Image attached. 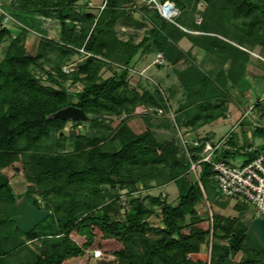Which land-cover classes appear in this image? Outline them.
Masks as SVG:
<instances>
[{"label":"trees","instance_id":"16d2710c","mask_svg":"<svg viewBox=\"0 0 264 264\" xmlns=\"http://www.w3.org/2000/svg\"><path fill=\"white\" fill-rule=\"evenodd\" d=\"M166 1L178 9L169 18L156 6ZM198 2L204 8L198 9ZM86 4L10 0L0 5V173L7 177L0 186V264L81 259L92 249L97 231L101 256L94 264H197L190 252L200 244L209 249L204 264L264 260V247L254 233L246 232L254 214L241 220L197 210L200 202L224 206L222 199L230 198L221 196L210 163H199L198 178L190 170L202 144L185 149L178 137L182 130L202 142L215 140L213 133L198 136L196 130L226 117L229 103L236 101L231 89L243 102L252 97L258 106L264 102V0H155L150 1L152 8L144 0H104L96 13L87 11ZM133 10L140 11V21L132 17ZM45 19L57 22L52 37L42 26ZM120 19L125 25L147 26L138 41L132 35L118 36ZM29 38L32 50L26 46ZM182 38L191 43L189 49L178 44ZM192 48L218 66L204 67ZM157 52L177 80L179 97L171 117L158 115V110H171L173 88L165 97L157 86H138L139 91L126 78L138 60ZM73 53L82 60L66 71L63 65ZM108 64L118 65V71L102 78L100 70ZM165 64L156 66L164 69ZM77 83L81 87L72 89ZM68 105L82 109L88 119L52 116ZM139 106L147 123L142 131L129 121ZM105 117L119 121L112 127ZM246 118L238 123L241 131L261 142L254 148L246 142L236 145L230 130L220 137H225L224 145L215 160L246 163L264 152V126ZM67 123H89L90 129L65 133ZM159 129L169 131L167 138ZM19 174L26 181L22 195L11 184ZM168 183L177 187L174 203L159 196L150 195L147 202L135 197L119 216V190L127 196ZM22 198L49 212L27 233L14 229L12 220L18 214L14 205ZM242 205L236 201L235 207L241 210ZM153 214L160 225L148 221ZM76 236L84 242L78 243ZM111 241L117 243L114 248ZM239 252L243 255L234 261Z\"/></svg>","mask_w":264,"mask_h":264},{"label":"rangeland","instance_id":"374dc122","mask_svg":"<svg viewBox=\"0 0 264 264\" xmlns=\"http://www.w3.org/2000/svg\"><path fill=\"white\" fill-rule=\"evenodd\" d=\"M103 1L104 0H87L86 10L96 13L98 8L102 6ZM9 2L10 0H0V5L8 4ZM144 4L147 5L149 8L153 7V5L150 4L148 0H144ZM204 6L205 5L202 2L201 3L198 2V5H197L198 9H202L204 8ZM172 11H173L172 15H176L178 13V9L176 7H174ZM0 13H1V8H0ZM131 15L133 18L138 19L139 21L142 19L141 13L138 10L131 11ZM194 19H195V22L198 23L201 20V17L196 14ZM42 26L46 29L48 37H52L55 34L57 27H58L57 22L54 19L43 20ZM146 27L147 26L144 24L141 26H135L133 24L125 25L122 19H120L115 25V29L119 37L126 39L128 36L132 35L134 41H138L141 38V36L144 34ZM178 44L184 50H187L188 48L191 47V43L186 38H182L181 40H179ZM26 46L28 49H31V50L33 49L32 48L33 47L32 38L27 39ZM201 52H202L201 50L193 48V53L196 57V60L199 61L204 67L214 68L218 66V64H216L215 62L213 63V61H211V58L209 57H205L204 59H201L200 57ZM50 55H54V53H51ZM154 59H155V55L148 54L142 59L138 60L135 63V67H133L132 70L126 76L128 80V84L130 87L137 88L139 91H141L140 88L142 87H150L154 85V86H157L162 91L165 97L166 96L168 97V94H169L168 89L173 88L172 91L173 90L174 92L177 91L176 77L171 73V69H172L171 65H168L165 62V59L162 62L163 64L166 63L164 69H159L156 66V63L154 62ZM80 60H82V56L79 54L73 53L69 56V59L67 60V62H65V64L63 65V68H65L67 71L69 70V68H75L76 63ZM118 68L119 67L116 64L105 65L100 70V76L102 78L109 77L113 75L114 73H116L118 71ZM34 70L38 74H43V72L39 69H34ZM167 73H169V76H167ZM43 76H45V74H43ZM138 86L140 88H138ZM80 87H81V84L79 83L71 86L72 89L73 88L78 89ZM231 94L234 96L236 101L229 103L228 110H227L228 117H226L227 119H223V120L219 119L218 121H215L213 123L206 125L205 128L198 130L197 135L204 136L207 134V131L212 130L215 139H218L221 136H223L225 133H227L228 131L233 130L236 135L235 137L236 145H242L246 142L248 145L251 144L252 147L254 148L261 142V140L257 137H251L249 132L246 130L245 126L244 128L246 131L243 133L241 131V126H240L241 124H238V123L244 111L246 109L248 110V107L252 105V108L250 109V113H248V116H247L248 118H246L247 119L246 122L264 126V102L262 100V104L258 106L256 105V100L252 99L253 97L250 98L251 100L243 102L242 98H240L241 96H239L238 92H236L234 89H231ZM246 94L248 95V97H250L249 96L250 93L245 92V95ZM178 97H179V92H175L173 94V97L169 101L171 105V110L166 113L162 111H158V115H164V117H171L174 111V108L176 107L175 100H177ZM239 103L241 105H239ZM142 114H143L142 107L139 106L135 109L134 113L131 115V118L129 119L130 124L134 127L136 131H142L146 127L147 123L145 122L144 117H142ZM105 119L106 120L111 119L110 122H111L112 127L115 126L117 122L119 121V118H116V117H112V118L105 117ZM89 129H90L89 123H82L79 125H72L70 123H67L64 128V132L65 133H71V132L84 133ZM160 132L165 133L164 139L167 138V135L169 133L168 130L159 129V133ZM239 160H242V159H239ZM237 162H240V161L237 160ZM7 174L12 177V174H13L12 169L11 170L9 169L7 171ZM11 183L16 193L22 195L24 188L26 186V181L23 175L19 174L17 176H14L11 179ZM125 193H126V190L118 191V194H119L118 199L120 201L119 204L121 206L119 216L121 218L123 217L124 211L130 208L129 200L131 198L139 197L143 202H147L148 196L151 195V196H159L160 198L165 199L166 201L170 203H174L178 195L177 187L174 183H168L163 186L153 187L149 190H138L132 195L126 196ZM37 201L40 203L41 198L37 197ZM222 201L225 203L224 206L211 204V211L217 212L223 216H227L230 218H240L241 220L251 218L254 214V210L252 206L247 203H243L242 209L238 210L235 207V204H236L235 200L222 199ZM197 210L200 213H202L206 210V206L203 205L202 202H200L197 206ZM148 221L152 225L161 224L160 217L154 214L149 217ZM100 236H101V233L97 231L95 242L92 245L93 247L99 248L98 243L100 240ZM75 239L80 244L84 242L83 237L76 236ZM116 244H117L116 242L111 241L112 247L110 248H114ZM208 251L209 249L206 244H200L198 247L193 248L191 250L190 256L197 264H204L205 260H207L208 258V253H209ZM242 255H243V252H239L235 256H233L232 259L234 261H238ZM95 261H96V258L92 257L91 252L88 250L86 251V255L83 258L73 259L65 264H94Z\"/></svg>","mask_w":264,"mask_h":264},{"label":"built area","instance_id":"2783aa9c","mask_svg":"<svg viewBox=\"0 0 264 264\" xmlns=\"http://www.w3.org/2000/svg\"><path fill=\"white\" fill-rule=\"evenodd\" d=\"M148 1L155 2V0ZM163 4H156L162 16L163 11L161 7ZM173 8L174 6L172 9ZM171 15L172 14H169V17ZM163 61V54L157 52L155 54L154 62L162 63ZM63 69L66 70L65 68ZM131 70L132 68L129 69V71ZM251 108L252 105L248 107V110L246 109L244 111L241 117L248 116ZM158 111L161 110L159 109ZM178 137L185 149L187 145L197 147L202 144L200 158L196 161H190V170L197 178L199 175V163H210V170L221 196L233 199L237 202L247 203L252 206L255 216L264 217V152L259 153L256 157L246 163L241 161H227L224 158L215 160V152L224 145L225 137L215 140H204L202 142L199 137H195L192 133L184 134L182 130H178ZM225 148H230V146L225 145ZM250 149L251 148H248L247 151ZM206 208L211 213L210 203H206ZM90 252L92 257L96 259L101 256V250L98 247H93Z\"/></svg>","mask_w":264,"mask_h":264},{"label":"water","instance_id":"95a60500","mask_svg":"<svg viewBox=\"0 0 264 264\" xmlns=\"http://www.w3.org/2000/svg\"><path fill=\"white\" fill-rule=\"evenodd\" d=\"M173 4L171 2H165L161 9L163 11V16L169 18L166 14V8L172 9ZM54 117H60L64 120L77 121V120H87L88 116L84 111L73 105L65 106L61 109L52 113ZM7 182V177L0 173V186H3ZM14 209L18 214L12 217L14 221V229L19 230L22 233L29 232L38 223H40L48 215V210L45 208H38L37 206L29 203L26 198H22L20 202L14 205ZM248 234L254 233L259 240L260 244L264 247V217L254 216L248 221L247 230ZM258 264H264V260Z\"/></svg>","mask_w":264,"mask_h":264},{"label":"crops","instance_id":"0c3cea01","mask_svg":"<svg viewBox=\"0 0 264 264\" xmlns=\"http://www.w3.org/2000/svg\"><path fill=\"white\" fill-rule=\"evenodd\" d=\"M188 49H189V48H188ZM192 51H193V48H192ZM226 115H227L226 117H228V114H227V113H226ZM226 117H225V118H220V119H222V120H223V119H227ZM218 120H219V119H218ZM218 120H216V121H218ZM213 122H215V121H213ZM213 122H211V123H213ZM209 124H210V123H209ZM206 125H208V124L203 125V126L200 127L199 129H203V128H205ZM199 129L196 130V133L198 132ZM208 133L210 134V133H213V132H212V130H209V131H207V134H208ZM11 184H12V183H11ZM12 186H13V185H12Z\"/></svg>","mask_w":264,"mask_h":264},{"label":"bare ground","instance_id":"6f19581e","mask_svg":"<svg viewBox=\"0 0 264 264\" xmlns=\"http://www.w3.org/2000/svg\"><path fill=\"white\" fill-rule=\"evenodd\" d=\"M166 14L167 15L173 14V11L170 8H166Z\"/></svg>","mask_w":264,"mask_h":264}]
</instances>
